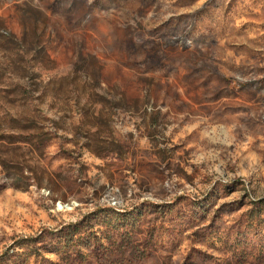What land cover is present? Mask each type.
Listing matches in <instances>:
<instances>
[{"label":"rangeland","instance_id":"obj_1","mask_svg":"<svg viewBox=\"0 0 264 264\" xmlns=\"http://www.w3.org/2000/svg\"><path fill=\"white\" fill-rule=\"evenodd\" d=\"M0 264H264V0H0Z\"/></svg>","mask_w":264,"mask_h":264}]
</instances>
